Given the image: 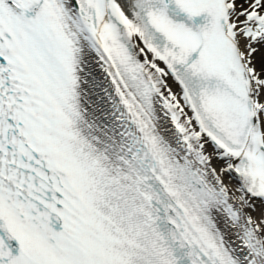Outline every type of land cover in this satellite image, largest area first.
Returning <instances> with one entry per match:
<instances>
[{
  "label": "snow or ice",
  "instance_id": "6c2138e0",
  "mask_svg": "<svg viewBox=\"0 0 264 264\" xmlns=\"http://www.w3.org/2000/svg\"><path fill=\"white\" fill-rule=\"evenodd\" d=\"M0 264H264V0H0Z\"/></svg>",
  "mask_w": 264,
  "mask_h": 264
}]
</instances>
